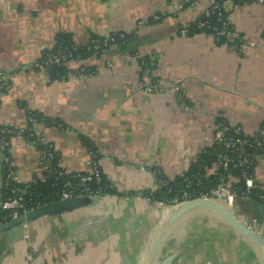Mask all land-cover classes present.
Listing matches in <instances>:
<instances>
[{
  "label": "crops",
  "instance_id": "obj_1",
  "mask_svg": "<svg viewBox=\"0 0 264 264\" xmlns=\"http://www.w3.org/2000/svg\"><path fill=\"white\" fill-rule=\"evenodd\" d=\"M219 1L233 38L189 32L209 0H0L6 82L0 126L23 131L8 136L15 174L22 182L41 178L43 151L25 133L32 131L46 138L68 171H84L93 148L112 188L0 231V264H31L30 252L34 264H146L177 207L146 194L161 189L154 171L181 179L200 155L214 151L205 138L221 124L238 125L251 139L264 128V0ZM61 34L74 45L112 34L124 39L62 63L64 73L52 77L35 62ZM80 67L89 73L76 76ZM29 113L39 119L31 121ZM255 156L256 191L262 193L264 153ZM2 167L0 150V192ZM232 209L264 235V205L257 198L237 199ZM169 255L170 264H264L257 245L206 209L181 218L161 259Z\"/></svg>",
  "mask_w": 264,
  "mask_h": 264
},
{
  "label": "built area",
  "instance_id": "obj_2",
  "mask_svg": "<svg viewBox=\"0 0 264 264\" xmlns=\"http://www.w3.org/2000/svg\"><path fill=\"white\" fill-rule=\"evenodd\" d=\"M253 1L243 0V3L247 4ZM189 2L190 0H184L183 4ZM183 4H180L179 8H182L184 6ZM208 11L216 13L217 20L220 21L218 35L228 39L233 38L234 33L230 20L227 14H225L221 2L219 0H209ZM139 24H142V21ZM198 25L201 27L204 26V23L200 22ZM180 34L187 35V29H180ZM114 41L115 37L113 35L106 36L102 39L90 38L88 41V49L93 50V53H100L108 45L113 44ZM234 46L241 48L244 46V43L235 42ZM70 55L63 53L61 50L47 53L35 62V66L47 68L52 64H62L71 59L81 60L78 56L71 58ZM88 73L89 70L87 68L80 67L76 72V76L83 77ZM4 84L5 75L0 73V91ZM152 86L147 85L146 89L151 91L153 89ZM29 119L34 122L37 120L33 113H29ZM1 130L8 136L23 132L16 131L10 127H1ZM25 133L29 143L35 145L47 144L44 136L33 133L32 131H26ZM205 140L219 147L212 165L207 167L208 169L201 167L194 172L184 174L182 179L185 187L177 190V193L172 198L159 200L158 203L178 206L188 200L212 199L232 208L237 199H251L252 190L256 188L254 178L256 167L255 151L259 150L264 153V128L259 129L256 136L251 139L243 133L240 126L235 125L231 127L221 124L215 129L213 135L205 138ZM7 143L8 138L0 135V150L3 153L2 175L5 185L9 186L7 194L4 196L0 194V212L7 213L11 219L41 205H33L30 199H26L28 182H22L15 174L13 163L7 154ZM41 159L44 163L40 179L43 180L52 174L66 176L67 178L63 183L58 200L82 195L101 196L100 189L92 191L88 184L91 180H95L96 182L100 181L101 169L98 161L95 159L94 153H91L87 161V168L84 171H68L61 167L59 169L51 168L46 163V157L44 155ZM154 173L156 175V187L162 188L166 186L169 180L161 175L158 170L154 171ZM230 175L233 177V182L229 178ZM257 199L264 205V193L258 194ZM242 222L248 228H251L246 221ZM28 258L30 263L34 264L33 252L28 254Z\"/></svg>",
  "mask_w": 264,
  "mask_h": 264
},
{
  "label": "trees",
  "instance_id": "obj_3",
  "mask_svg": "<svg viewBox=\"0 0 264 264\" xmlns=\"http://www.w3.org/2000/svg\"><path fill=\"white\" fill-rule=\"evenodd\" d=\"M236 2L243 3V0H235ZM203 22L204 26L199 27V23ZM190 33H195L198 31H206V32H213L216 35L218 34V31L220 30V21L217 20L216 13L213 12H207L205 15L200 16L195 21L191 22L189 26L187 27ZM115 37V44H120L122 39L124 37H120V34H112ZM120 37V38H119ZM220 39H223V36H219ZM97 39H102L99 37H93ZM89 43L87 42L84 45H74L69 36L65 34L58 35L56 38L55 45L52 49L44 52L41 56V58L47 54V53H53L57 50H61L63 53L71 54V58L79 57V58H85L93 53V50L88 49ZM49 71H51L52 77L59 76V74L64 73L63 68L61 64H52L47 67ZM6 86V82L2 88ZM1 90V91H2ZM34 116L39 119V116L36 113H33ZM0 135L5 136L8 138L7 134H4V132L1 130L0 127ZM42 151L43 155L46 157V163L49 167L59 169V165L57 164V158L56 154L53 152L51 146L49 144H36ZM214 151L212 153H209V156H207V153L200 155L198 161L193 164V166L190 168L189 172H194L196 169L201 168L203 165L210 163L212 160L215 159L216 153L219 150V147L214 145ZM91 152L94 153L95 150L93 148H90ZM95 159L98 161L97 157L95 156ZM67 180L66 176H58L56 174H52L50 176H47L45 179H36L32 182H28L27 187V195L26 199H30V202L33 205H43L46 203H49L51 201H56L59 199L60 193L63 188V183ZM89 186L91 187L92 191H96L100 189V194H106L112 191V188L109 184V182L104 177L102 171L100 175V181L96 182L95 180H91L89 183ZM184 182L183 179L175 180V181H168L167 185L162 187L159 190L156 191H147L146 194L153 200L159 201L163 199H169L172 198L173 195L177 193V190L184 188ZM9 186L5 185L0 192L3 196L8 193ZM261 192L256 191V188L252 190L251 198H257L258 194ZM264 193V192H262ZM10 216L5 212H0V222H4L6 220H9Z\"/></svg>",
  "mask_w": 264,
  "mask_h": 264
},
{
  "label": "water",
  "instance_id": "obj_4",
  "mask_svg": "<svg viewBox=\"0 0 264 264\" xmlns=\"http://www.w3.org/2000/svg\"><path fill=\"white\" fill-rule=\"evenodd\" d=\"M85 196H75L69 199L51 201L39 207L30 209L26 212L11 218L8 221L0 223V231L9 229L15 225L33 221L42 215L61 211L64 208L78 206ZM196 209H206L219 217L236 234L244 237L257 245L264 255V235L248 228L233 212V209L221 202L212 199H193L188 200L176 207L170 215L169 220L150 247L146 264H170L173 256L169 255L161 259V254L165 245L173 237L178 229L179 221L187 213Z\"/></svg>",
  "mask_w": 264,
  "mask_h": 264
}]
</instances>
